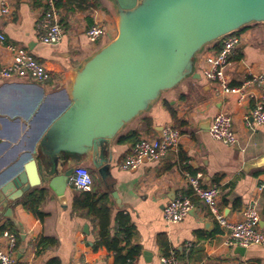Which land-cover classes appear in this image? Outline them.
<instances>
[{
  "label": "crops",
  "instance_id": "obj_1",
  "mask_svg": "<svg viewBox=\"0 0 264 264\" xmlns=\"http://www.w3.org/2000/svg\"><path fill=\"white\" fill-rule=\"evenodd\" d=\"M3 1L10 8L7 15L2 13ZM43 6V0H0V33L11 44L30 50L52 76L47 83L0 79V175L30 151L41 129L66 106L76 67L118 33L112 0H59L63 39L55 45L44 44L36 26ZM95 22L103 24L105 32L92 44L86 31ZM241 32L243 42L227 68L233 85L264 69V22L247 25ZM218 41L196 56L194 74L164 92L116 136L110 177L105 180L89 160L76 155L75 166H88L94 188L110 195L112 214L105 239L119 252L105 245L95 246L102 240L99 224L72 208L78 190L69 186L61 200L42 184L36 189L47 192L40 206L43 218L24 206L27 195L35 189L15 202L0 203V240L5 231L17 234L15 252L20 264H161V235H166L170 250L176 252L181 264H264L263 246L253 245L239 252V245L226 241V230L197 199L196 208L182 221L169 223L163 216L170 200L190 194L188 177L200 174L206 186L219 187L218 206L231 220H239L249 201L258 198L264 230V190L259 191L264 166L256 164L264 157V125L249 128L245 124L254 98L263 95L264 89L254 88L253 97L243 104L236 94L216 95L215 84L203 76L202 69L205 58L216 53ZM10 59L9 52L0 50V63ZM219 112L234 117L236 144L211 137V122ZM167 128H177L183 134L177 149L160 160L144 161L136 169H121V162L136 141L158 138ZM131 132L137 137L121 140ZM4 226L7 229L1 231ZM43 241L52 243L43 245ZM134 246H139L134 260L125 258Z\"/></svg>",
  "mask_w": 264,
  "mask_h": 264
},
{
  "label": "water",
  "instance_id": "obj_2",
  "mask_svg": "<svg viewBox=\"0 0 264 264\" xmlns=\"http://www.w3.org/2000/svg\"><path fill=\"white\" fill-rule=\"evenodd\" d=\"M112 2L117 36L76 67L66 106L0 175V203L15 202L42 184L65 199L76 155L106 180L112 142L125 125L194 74L196 56L208 44L264 22V0ZM256 164L264 166V157ZM244 248L238 246L239 252Z\"/></svg>",
  "mask_w": 264,
  "mask_h": 264
},
{
  "label": "built area",
  "instance_id": "obj_3",
  "mask_svg": "<svg viewBox=\"0 0 264 264\" xmlns=\"http://www.w3.org/2000/svg\"><path fill=\"white\" fill-rule=\"evenodd\" d=\"M59 0H43L42 14L36 24L39 39L48 45L58 44L64 36V28L58 19ZM2 13H10L9 5L2 2ZM105 27L100 22H95L86 31V37L92 44L96 43L104 34ZM244 34L234 31L221 39L222 46L216 53L209 54L205 58L202 69L203 76L215 84L217 96L236 94L240 104L253 97L254 88L264 89V69L249 76L239 85L231 84L227 74V68L231 64V58L237 48L243 42ZM0 50L10 53L11 59L6 63H0V79H31L39 83H47L51 80V70L44 62L38 60L25 47L16 46L7 41L6 36L0 33ZM254 106L250 116H245V124L249 128L264 125V94L254 98ZM211 137L225 144L233 145L238 142L234 131V117L223 112L217 113L209 129ZM183 134L177 128H167L161 136L153 139H141L136 141L129 154L120 164L121 169L133 170L147 160H160L168 151L180 146ZM191 187L190 194H180L170 200L163 211L164 219L169 223L182 221L193 209L196 208L195 200L202 202L214 217L217 224L226 230V241L245 248L259 245L264 247V230L261 228V215L258 208V198H252L242 217L235 221L226 216L218 206L220 189L217 185L206 186L201 175L188 177ZM69 186L78 191H92L94 177L86 165L74 167L69 178ZM264 190V181L260 182L259 191ZM17 234L5 231L0 240V264H20L16 258ZM161 264H181L175 251L160 257Z\"/></svg>",
  "mask_w": 264,
  "mask_h": 264
},
{
  "label": "trees",
  "instance_id": "obj_4",
  "mask_svg": "<svg viewBox=\"0 0 264 264\" xmlns=\"http://www.w3.org/2000/svg\"><path fill=\"white\" fill-rule=\"evenodd\" d=\"M243 28L239 29L241 31ZM217 51L218 52L222 46L221 40L217 42ZM137 137L135 132H131L121 138L122 141L134 139ZM47 192L44 189H35L30 192L24 202V206L38 215L40 218L44 217V212L41 210L40 206L45 199ZM111 198L108 193L100 192L93 188L92 191H78L75 195L72 203V208L76 213L85 214L90 220L96 221L100 226V234L101 239L99 242L95 244L96 247L105 245L110 249H115L119 252V249L114 244H110L105 239L107 237L106 231H108L110 222H111V214H112V205ZM7 229V226L1 228V231ZM116 240L119 239L116 237ZM159 245L163 250V254H168L170 251V247L168 245V240L166 235H161L159 237ZM52 243V241H43V245H48ZM139 253V246H134L131 248V252H129L125 258L134 260L135 255ZM126 261V259L124 260Z\"/></svg>",
  "mask_w": 264,
  "mask_h": 264
},
{
  "label": "rangeland",
  "instance_id": "obj_5",
  "mask_svg": "<svg viewBox=\"0 0 264 264\" xmlns=\"http://www.w3.org/2000/svg\"><path fill=\"white\" fill-rule=\"evenodd\" d=\"M94 177V176H93Z\"/></svg>",
  "mask_w": 264,
  "mask_h": 264
}]
</instances>
